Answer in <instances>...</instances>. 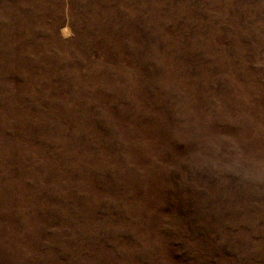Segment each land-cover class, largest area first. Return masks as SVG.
Returning <instances> with one entry per match:
<instances>
[{"label":"rangeland","instance_id":"1","mask_svg":"<svg viewBox=\"0 0 264 264\" xmlns=\"http://www.w3.org/2000/svg\"><path fill=\"white\" fill-rule=\"evenodd\" d=\"M0 264H264V0H0Z\"/></svg>","mask_w":264,"mask_h":264}]
</instances>
